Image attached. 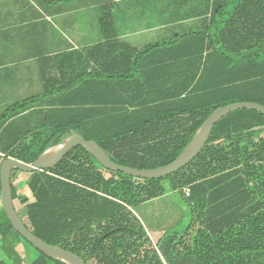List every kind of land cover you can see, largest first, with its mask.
I'll use <instances>...</instances> for the list:
<instances>
[{"label":"trees","instance_id":"1","mask_svg":"<svg viewBox=\"0 0 264 264\" xmlns=\"http://www.w3.org/2000/svg\"><path fill=\"white\" fill-rule=\"evenodd\" d=\"M190 17L201 22L196 29L137 50L115 39L112 17L103 13V42L84 53L45 58L41 94L0 115L4 127L32 111L38 116L21 136L30 135V144L16 153L19 139H13L0 149V159L15 154L31 163L81 136L119 166L157 169L183 153L215 110L240 102L264 106V0H199L168 22ZM263 132L264 115L230 112L186 166L157 179L106 170L76 146L55 167L29 174L28 204L12 184L14 169L11 201L15 211V201L24 204L25 218H19L35 237L84 264H263ZM162 182L180 191L190 219L182 233H164L153 244L133 207L165 194ZM12 231L2 212L0 234ZM7 245L4 240L0 264H21ZM35 251L29 264H67Z\"/></svg>","mask_w":264,"mask_h":264},{"label":"crops","instance_id":"2","mask_svg":"<svg viewBox=\"0 0 264 264\" xmlns=\"http://www.w3.org/2000/svg\"><path fill=\"white\" fill-rule=\"evenodd\" d=\"M125 1L127 0H103L98 5L95 0H56V5L40 7L35 9L36 12L26 5L15 7L6 2L0 3L3 4L0 7V106L12 105L25 99L22 96L31 88L33 73L40 75L42 66L47 64L45 58L52 59L57 54L70 51L84 53L86 49L103 42L99 26L103 13L111 15L117 41L126 43L133 49L144 48L146 45L140 47L131 41L139 33L138 30L128 29L123 19L120 23L115 20L118 5ZM192 5L187 4L185 11ZM155 9L157 11L153 15L162 14L157 7ZM120 11L123 14V8ZM168 21L169 18H164L160 25V19L157 18L155 25L150 23L147 30L165 29L174 23ZM182 21L194 22L195 19L190 17ZM162 186L165 194L172 193L168 192L167 182H162ZM171 200V204L180 208L181 213L186 211L182 202H177L175 198ZM153 201L159 199L155 198ZM184 218L183 216V220ZM148 233L150 234L149 231ZM156 236L160 237L161 233H156ZM3 259L5 256L0 257V260Z\"/></svg>","mask_w":264,"mask_h":264},{"label":"rangeland","instance_id":"3","mask_svg":"<svg viewBox=\"0 0 264 264\" xmlns=\"http://www.w3.org/2000/svg\"><path fill=\"white\" fill-rule=\"evenodd\" d=\"M199 0H127L123 2V4L118 5V11L115 14V20L120 23V20L123 19L126 26L130 30L139 31L134 37L131 38V41L137 46L143 47L145 45H149L150 43L162 42L169 40L176 33L184 32L191 29H196L201 22L196 20L194 22H185L181 20H177L176 23L170 24L167 28H156L155 30H151L150 32L147 30L152 25H155V20L157 18L160 19V25H162V20L164 18H169L172 14L182 13L185 11V4H194ZM8 3L9 6H23L26 5L33 9H39L41 4L35 3L33 0H0V3ZM3 4L0 5L2 7ZM158 8L160 11V15H153L155 8ZM231 7V5H229ZM121 8H123V14H121ZM142 19L141 22H138V19ZM154 19V20H153ZM173 21L176 18H171ZM151 23V24H150ZM65 32H63L64 35ZM35 70H33L34 72ZM56 75V74H54ZM26 94L22 96V98H29L32 96H36L41 94L43 91V84L39 78V75L35 72L33 73V77L31 79V88L26 90ZM46 98L43 99V104L46 105ZM10 105L0 106V115L4 113L5 110ZM38 109H35L37 111ZM30 115L26 116V118L17 119L8 127H4L0 124V149L5 146L6 143L13 139H19L18 144L15 146L16 153L24 148L26 145L30 144L31 136L28 135L25 138H22V134L28 131L35 123V117L38 118L34 111L29 113ZM264 138V132L261 135ZM59 145V144H58ZM58 145L52 146L48 149L57 148ZM47 149V150H48ZM4 156L1 155L0 166L2 164ZM15 160L20 159L19 156L14 154L11 157ZM20 161V160H18ZM12 184L16 187V191L20 199L24 200V204H28L33 201L32 194L29 189L26 187V183L29 180V174L23 173L20 171H13L11 176ZM141 182V181H137ZM170 194H163L158 197L159 201H153V199L145 202L141 205H136L133 207V211L137 218L141 221L142 225L147 230V236L150 238L151 242L154 244L164 233L170 232H183L186 229V226L189 223V219L186 217H190V210L187 207L186 203L182 199L180 195V191H171ZM171 198H175L177 202L183 204L185 208V212L181 213L180 208L174 207L171 203ZM170 202V203H169ZM178 203V205H179ZM24 204H19L18 201L14 202L16 207V211L19 217L24 219ZM182 205L180 204V207ZM3 209L0 201V217L2 215ZM183 216L185 217L183 220ZM186 220V221H185ZM183 221V222H182ZM185 222V223H184ZM150 232V234L148 233ZM156 233H161L160 237L156 236ZM4 240L8 244L10 248H12L15 255L21 260V264H29L35 257L37 253L33 247L27 244L22 238L16 233V231H12L3 237L0 234V257L5 256L3 250L1 249V245ZM4 246V245H3Z\"/></svg>","mask_w":264,"mask_h":264},{"label":"water","instance_id":"4","mask_svg":"<svg viewBox=\"0 0 264 264\" xmlns=\"http://www.w3.org/2000/svg\"><path fill=\"white\" fill-rule=\"evenodd\" d=\"M241 109L252 110L264 115V106L252 102L235 103L215 110L202 123L195 138L183 153L169 165L157 169L138 170L119 166L113 163L96 143L87 141L81 136H73L60 143L51 160H46L44 158V154L47 150L37 160L31 163H23L12 158H7L0 166V201L3 212L16 233L38 252L62 260L67 264H84L81 258L72 252L42 242L35 237L21 221L13 207L10 194V175L14 169L27 174L48 170L59 164L66 154H68L74 147L83 146L94 156L98 164L106 170L123 173L127 176L138 179H157L166 177L186 166L201 151L209 137L212 127L220 118L230 112Z\"/></svg>","mask_w":264,"mask_h":264},{"label":"bare ground","instance_id":"5","mask_svg":"<svg viewBox=\"0 0 264 264\" xmlns=\"http://www.w3.org/2000/svg\"><path fill=\"white\" fill-rule=\"evenodd\" d=\"M56 151H57V148L48 149L44 154V158L46 160H51L54 154L56 153Z\"/></svg>","mask_w":264,"mask_h":264},{"label":"built area","instance_id":"6","mask_svg":"<svg viewBox=\"0 0 264 264\" xmlns=\"http://www.w3.org/2000/svg\"><path fill=\"white\" fill-rule=\"evenodd\" d=\"M182 195L184 198H188L190 196V187L189 186H184L181 189Z\"/></svg>","mask_w":264,"mask_h":264}]
</instances>
